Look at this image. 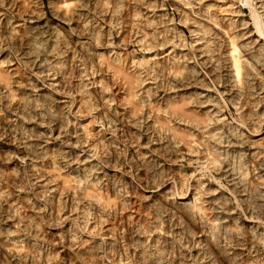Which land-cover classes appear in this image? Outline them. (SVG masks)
<instances>
[{"label":"rangeland","instance_id":"374dc122","mask_svg":"<svg viewBox=\"0 0 264 264\" xmlns=\"http://www.w3.org/2000/svg\"><path fill=\"white\" fill-rule=\"evenodd\" d=\"M0 264H264V0H0Z\"/></svg>","mask_w":264,"mask_h":264},{"label":"bare ground","instance_id":"6f19581e","mask_svg":"<svg viewBox=\"0 0 264 264\" xmlns=\"http://www.w3.org/2000/svg\"><path fill=\"white\" fill-rule=\"evenodd\" d=\"M212 29V28H211ZM232 43V42H231ZM233 46H234V43L232 44ZM236 50V47H234V50L233 51H235ZM236 52V51H235ZM232 53V52H231ZM259 58V57H258ZM235 61H233L234 62V65H235V67H236V71H237V74H238V76H240L241 74V67H240V63L238 62V59L235 57V59H234ZM217 161V160H216ZM254 224V223H253Z\"/></svg>","mask_w":264,"mask_h":264}]
</instances>
